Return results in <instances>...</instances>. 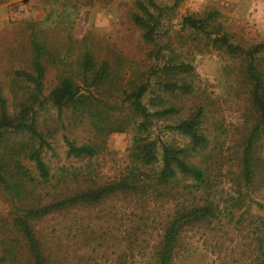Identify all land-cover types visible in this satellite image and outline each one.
<instances>
[{"label": "trees", "instance_id": "obj_1", "mask_svg": "<svg viewBox=\"0 0 264 264\" xmlns=\"http://www.w3.org/2000/svg\"><path fill=\"white\" fill-rule=\"evenodd\" d=\"M175 3L131 1L129 20L147 46V62L126 79L110 66L106 55L88 44L81 45L68 64L63 63L64 56L59 58L58 51L46 47L31 25L27 66L8 71L5 94L0 86V190L11 200L8 214L0 215V264H122L109 259L108 252L131 250L135 243L132 211L125 223L118 222L123 226L118 233L99 220L93 229L82 219L75 222L76 227L66 223L64 235L56 226L43 225L71 209L110 199L133 204L140 212L152 205L164 206L163 214L154 220L149 250L140 247L135 254L139 260L133 263L132 259L130 264H171L181 232L219 215V201L209 179L211 166L199 158L209 143L203 106L194 104L180 116L181 107L170 101L193 93L189 55L194 52L212 50L236 61L234 78L244 90L245 109L234 144L236 172L232 176L243 188L264 180V41L246 46L235 43L215 22L212 10L183 15L177 28L172 24L162 28L166 11ZM66 4L74 9L77 0H66ZM70 13L64 11L65 16ZM46 62L62 65L48 86ZM51 109L57 118L64 113L86 124L96 137L130 131L123 169L113 177H94L75 168L62 169L57 177L51 173L43 153L53 154V147L40 118ZM156 121L163 122L164 131L184 137L185 143L152 135ZM64 141L67 158L83 161L97 154L98 145L91 141ZM244 200L236 197L230 206L240 209ZM261 222L263 231L255 243L260 255L254 264H264V217ZM72 240L76 248L70 253L67 246Z\"/></svg>", "mask_w": 264, "mask_h": 264}, {"label": "rangeland", "instance_id": "obj_2", "mask_svg": "<svg viewBox=\"0 0 264 264\" xmlns=\"http://www.w3.org/2000/svg\"><path fill=\"white\" fill-rule=\"evenodd\" d=\"M84 1L87 0H77V5L71 9L66 0H0V86L3 94L7 91L8 71L27 66L31 25L46 47L58 51L59 58L64 56L63 63L68 64L81 45L88 44L100 55H106L110 66L118 68L124 79L130 71L143 70L147 62L144 59L147 46L140 40L139 30L129 20L132 0H92L90 5H84ZM155 2L172 6L174 0ZM209 10L216 11L215 22L235 43L246 46L264 41V0H176L174 7L166 11L167 16L162 19V28H169L170 24L177 28L183 15L199 16ZM47 11L50 18L44 19ZM64 11L71 13L65 16ZM189 56L194 68L191 79L193 93L172 97L170 101L181 107L180 116L194 104L203 106L209 143L199 158L211 166L209 179L221 212L210 223L190 226L181 232L171 264H254L260 255L256 239L263 231L264 180L243 188L236 185L232 176L236 172L234 144L245 109L244 90L234 78L237 63L212 50L194 52ZM45 66V85L48 86L62 65L46 62ZM40 118L41 128L48 134L47 139L53 147V154L45 150L43 157L56 177L62 174V169L71 171L74 168L87 170L94 177H113L126 164L130 131L96 137L86 124L64 113L57 118L51 109L42 112ZM162 123L154 122L152 135L176 144L185 143L184 137L164 131ZM64 138L73 139L76 143L91 141L98 145L97 154L83 161L67 158ZM261 155H264V147ZM236 197L245 198L240 209L230 206ZM10 201V197L0 190V215L8 214ZM138 209L115 198L86 209H71L43 225L56 226L64 235L66 223L76 227L75 222L82 219L93 229L99 220L108 223L112 231L118 233L123 229L118 222L125 223L132 211L135 224L131 239H135V243L127 253L120 248L114 252L109 250L108 256L113 262L118 260L123 261L122 264H130V260L135 259L133 263H136L139 256L136 258L135 254L139 248L149 250L155 236L154 220L163 214L164 206L152 205L143 212ZM123 213V218H118ZM71 244L67 246L70 253L76 248L73 240Z\"/></svg>", "mask_w": 264, "mask_h": 264}]
</instances>
